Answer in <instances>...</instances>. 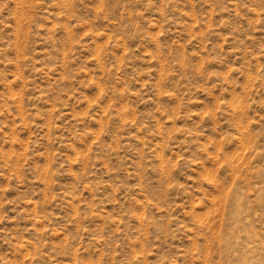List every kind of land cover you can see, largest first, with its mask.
I'll return each instance as SVG.
<instances>
[{
    "label": "rangeland",
    "instance_id": "rangeland-1",
    "mask_svg": "<svg viewBox=\"0 0 264 264\" xmlns=\"http://www.w3.org/2000/svg\"><path fill=\"white\" fill-rule=\"evenodd\" d=\"M0 264H264V0H0Z\"/></svg>",
    "mask_w": 264,
    "mask_h": 264
}]
</instances>
